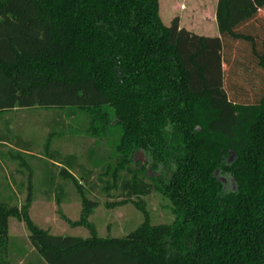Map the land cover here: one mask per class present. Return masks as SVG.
Listing matches in <instances>:
<instances>
[{
  "label": "trees",
  "instance_id": "obj_1",
  "mask_svg": "<svg viewBox=\"0 0 264 264\" xmlns=\"http://www.w3.org/2000/svg\"><path fill=\"white\" fill-rule=\"evenodd\" d=\"M216 20L219 37H205L179 18L164 25L159 0H0V171L17 164L26 176L20 206L0 180V264L27 254L10 219L25 225L38 264H264V0H218ZM27 110L49 112L44 154L24 120L11 128ZM67 110L91 114L114 167L55 146ZM36 160L41 194H54L61 217L89 237L33 222ZM65 184L79 196L78 221L62 211ZM95 191L120 192L106 207L134 204L142 223L100 237L89 221ZM152 195L168 201L171 223H153L142 202Z\"/></svg>",
  "mask_w": 264,
  "mask_h": 264
},
{
  "label": "rangeland",
  "instance_id": "obj_2",
  "mask_svg": "<svg viewBox=\"0 0 264 264\" xmlns=\"http://www.w3.org/2000/svg\"><path fill=\"white\" fill-rule=\"evenodd\" d=\"M167 0H160V18L164 25L169 26L173 19L179 18L181 20V26L192 31L198 35H204L208 37H214L215 30L212 27L211 16H204V11L213 9L212 0H188V11L185 13L177 10L171 15L168 13L166 6ZM175 15V16H174ZM209 22H205V20ZM226 69V67H224ZM49 112L39 110L33 115V111L27 110L17 113L12 116L11 128L18 131V120H24L26 122V128L23 130L24 136L32 138L35 142V149L37 153L44 154V145L47 140V129H44L45 117ZM50 113L54 115V111ZM65 120V138L63 141L55 143V146L63 148L64 154L77 153L83 156L88 155L94 163L99 164L100 167L105 166L108 168L114 167L116 161L113 159V144L110 138L96 137L91 130V114L79 112V111H66L63 113ZM43 122V123H42ZM75 142H70L71 139ZM72 139V140H73ZM144 161L143 156L138 155L137 159ZM85 163V157L81 159ZM36 165V177L34 182L36 183L37 196L30 210L31 218L33 222L42 229L48 230L53 235L72 236L87 238L90 236V231L86 228H71L66 221L58 213V205L56 203L55 195L51 197L43 196V185L45 181V174L39 171V166L42 162L34 161ZM43 167V165H42ZM90 167V166H89ZM4 170L0 171V180L7 178L12 183L13 189H17V186L26 182V176L16 173L18 169L17 164H4ZM44 169V167H43ZM109 169V170H110ZM45 171V170H44ZM101 174V170L96 169L95 182H97V176ZM42 175V176H41ZM109 177H105V180ZM12 182H11V181ZM226 183V181L224 180ZM42 183V184H41ZM41 186V187H40ZM64 191L66 193L64 204L61 206L65 217L71 221H78L81 214V202L74 187L71 184L64 185ZM16 196L15 204L19 206L23 204L26 191L23 194L17 190L14 191ZM19 193V194H18ZM112 198H108L105 194H101L99 191L91 193V198L97 200L100 204L99 208L95 211L90 218V223L93 225L96 233L102 237H123L136 229L142 223L141 213L138 211L134 204L119 205L115 209H109L106 207L107 203L121 202L123 198H118L120 192L112 191ZM3 198H7V194H2ZM147 211L150 213L152 221L156 225L169 224L173 221V216L169 211L168 201L159 195H152L142 199ZM10 237L14 240L15 246L24 248L27 251L26 257L22 259L19 257L16 264H38L36 255L28 242V232L25 225L16 219H10ZM15 255V253H14Z\"/></svg>",
  "mask_w": 264,
  "mask_h": 264
},
{
  "label": "crops",
  "instance_id": "obj_3",
  "mask_svg": "<svg viewBox=\"0 0 264 264\" xmlns=\"http://www.w3.org/2000/svg\"><path fill=\"white\" fill-rule=\"evenodd\" d=\"M212 1H213V9L211 11H209L208 9H206L204 11V16H209V18L211 16V22L208 21V18H207V21L205 20V22L206 23L209 22L210 24H212V27H213V29L216 32L214 37H219V31H218L217 20H216V10H217L218 0H212ZM187 4H188V0H167L166 1V6H167V9H168V13L171 14V15L174 13V11H177V10H180V11H182L184 13L186 11H188V5ZM180 24H181V20H180ZM188 31H190V30H188ZM196 35H198V34H196ZM200 36H204V35H200ZM205 37H208V36H205Z\"/></svg>",
  "mask_w": 264,
  "mask_h": 264
},
{
  "label": "water",
  "instance_id": "obj_4",
  "mask_svg": "<svg viewBox=\"0 0 264 264\" xmlns=\"http://www.w3.org/2000/svg\"><path fill=\"white\" fill-rule=\"evenodd\" d=\"M222 182H224V179H221ZM225 183V182H224Z\"/></svg>",
  "mask_w": 264,
  "mask_h": 264
}]
</instances>
